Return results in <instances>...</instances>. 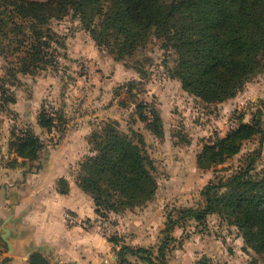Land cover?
<instances>
[{"label": "trees", "instance_id": "16d2710c", "mask_svg": "<svg viewBox=\"0 0 264 264\" xmlns=\"http://www.w3.org/2000/svg\"><path fill=\"white\" fill-rule=\"evenodd\" d=\"M70 13L81 17L99 48L105 46L115 59L146 46L153 37L164 38V46L171 40L181 42L172 76L205 102L235 97L264 72V0H0V55L7 57L9 83L0 84L1 109L15 102L13 88L20 81L19 74H38L49 65L56 68L58 48L65 43L52 21ZM135 82L129 83V90ZM47 106H41L37 123L49 134L63 132L67 122L64 112ZM147 106L137 103L139 119L155 136L163 137L160 114ZM263 114L264 110L257 108L249 121L242 114L225 135L205 142L196 156L198 166L209 169L224 163L237 155L247 140L263 135ZM88 141L91 153L80 162L76 182L92 196L98 217L142 206L155 196L156 165L142 133L132 127L125 131L117 119L109 118L93 129ZM45 146L46 141L32 125L13 127L9 148L15 157L6 164L33 163ZM255 158L228 177L206 184L203 207H182L176 216L169 215L156 255L151 247L124 243L118 249L119 264L129 262V253L148 264H167L170 242L181 247L189 237L185 233L183 239H176L174 228L184 227L186 219L205 224L213 213L237 226L247 246L264 260V168L255 169ZM57 184L60 192L69 191L66 178H59ZM107 238L117 244L121 236L115 233ZM8 259L2 260L0 255V264ZM196 263L215 264L206 255ZM29 264H49V260L36 251Z\"/></svg>", "mask_w": 264, "mask_h": 264}, {"label": "rangeland", "instance_id": "374dc122", "mask_svg": "<svg viewBox=\"0 0 264 264\" xmlns=\"http://www.w3.org/2000/svg\"><path fill=\"white\" fill-rule=\"evenodd\" d=\"M52 27L61 35V40L65 43L64 47L58 48L59 62L56 68L49 65L38 74H19L20 81H16L14 85L15 95L21 92L29 95L33 80L38 76L46 77L50 72L58 73L62 77L61 84L72 86V105L89 98L92 100L91 104H94L96 97L106 93L105 105L108 108L113 107L114 112L118 113L120 128L129 131L132 127L145 138L146 149L156 165L158 188L153 198L155 201L157 197L159 198L158 210L164 213V228L169 215L176 216L178 208L203 207L205 197L202 195V189L206 184L218 180L219 177H228L240 166L246 165L252 156L256 157L255 169L264 168V134L247 140L237 155L215 167L203 169L198 166L196 159L203 144L219 135L223 136V133L226 134L238 123L240 115L243 114L244 120L249 121L257 108L264 110V72L248 82L235 97L223 102H205L186 91L180 79L172 76L176 66L175 59L182 51L181 42L176 44L175 40H171L172 42L164 46V38L153 37L146 46H140L121 59H115L114 54L105 46L99 48L90 31L85 28L81 17L70 13L61 19H54ZM132 81L136 82L129 90V83ZM1 83L6 86L9 84L7 57L3 55H0ZM88 93L91 96H88ZM48 100L47 107L55 111V106ZM140 102L147 103V107H154L160 114L164 129L163 137H157L152 132L150 134L146 122L139 119L137 103ZM1 110L4 112L2 113ZM8 110L0 107V114L6 117L2 120L6 121L8 117L14 119L10 123L9 138L8 131L0 130V156L2 155L1 158L6 163L15 157L9 148L11 128L27 125L20 121L15 113H9ZM101 121L103 120H95L92 128L96 129V123ZM33 129L46 141V145L47 141L52 145L55 144L54 138L42 130L39 124L33 126ZM5 132L7 135L4 139ZM45 148L46 146L43 149ZM41 154L33 163L28 161L18 167L37 171L41 163ZM42 155L44 156V153ZM0 193L3 194L2 189ZM153 198L148 202L151 203ZM0 203V255L3 260L11 253L8 244L2 238L3 221L11 214V210L5 209L2 202ZM147 203L137 207H145ZM12 214L14 216L13 212ZM13 216L6 223L10 229ZM105 218L114 225L117 224L112 213ZM183 228V234L187 233L189 236L185 242H195L199 233L202 234V240L207 239V235L213 236L206 241L208 247H205L206 251L200 257L204 255L211 257L215 264H264L260 255L247 246L237 226L230 224L217 213L210 214L205 224L197 223L194 219H186ZM115 233L117 230L112 234ZM183 234L180 239L184 238ZM8 238L15 241L12 233ZM210 243L214 247H211ZM3 264H7V260Z\"/></svg>", "mask_w": 264, "mask_h": 264}, {"label": "crops", "instance_id": "0c3cea01", "mask_svg": "<svg viewBox=\"0 0 264 264\" xmlns=\"http://www.w3.org/2000/svg\"><path fill=\"white\" fill-rule=\"evenodd\" d=\"M62 82L58 73L38 76L33 80L30 94L16 93L15 102L8 106L9 113H15L24 124L36 126L38 112L43 104L47 105L49 99L48 102L56 109L64 112L67 122L63 132L53 131L50 134L55 144L47 141V149L42 151L44 156L41 154L37 171L25 174L24 167H9L0 156V190H3L0 202L5 209L14 213L11 231L15 247L20 250L19 253L7 255V264H29L32 253L28 257L25 253L34 248L48 258L49 264H119L118 249L124 243L135 247H151L157 253L165 237V216L158 210V197L145 207L136 206L122 213H112L117 222V233L121 236L117 244L109 241L90 224L98 216L95 202L77 184L76 176L80 162L91 153L88 137L93 131L95 120L118 119V113L114 112L113 107L105 105V92L95 98L94 104L89 98L72 105V86ZM89 93L88 96H91ZM2 118L6 117L0 114V130L8 131L9 138L10 123L14 119L8 117L5 121ZM6 132L3 134L4 139ZM61 177L69 183L70 188L66 193L60 192L58 188L57 181ZM183 233L184 228L176 226L172 235L180 239ZM201 235H197L195 242L187 240L181 247L176 243L169 244L171 250L167 252V264H196L206 251V241L213 238L207 235L208 238L202 240ZM209 245L214 247L212 243ZM127 259L129 262L125 264H148L130 253Z\"/></svg>", "mask_w": 264, "mask_h": 264}, {"label": "built area", "instance_id": "2783aa9c", "mask_svg": "<svg viewBox=\"0 0 264 264\" xmlns=\"http://www.w3.org/2000/svg\"><path fill=\"white\" fill-rule=\"evenodd\" d=\"M147 113L148 115H151L150 110L147 111ZM90 224L96 231L106 237L114 233L116 230L115 225L105 217H96Z\"/></svg>", "mask_w": 264, "mask_h": 264}, {"label": "water", "instance_id": "95a60500", "mask_svg": "<svg viewBox=\"0 0 264 264\" xmlns=\"http://www.w3.org/2000/svg\"><path fill=\"white\" fill-rule=\"evenodd\" d=\"M12 216H13V214L11 212V214L7 218H5L4 221H3L2 228H3L4 231L2 233V238L8 244V247L10 249V252L16 254V253H19L20 250H18L15 247V242L13 240H10L8 238V236H10V234L12 233V231H11V229L9 227L6 226V223L11 220ZM36 250H37V248L31 249V250L27 251L25 253V255L28 257V256H30L31 253H33Z\"/></svg>", "mask_w": 264, "mask_h": 264}]
</instances>
